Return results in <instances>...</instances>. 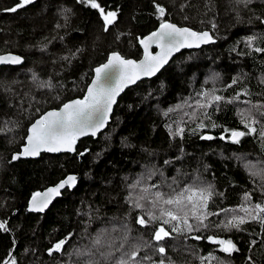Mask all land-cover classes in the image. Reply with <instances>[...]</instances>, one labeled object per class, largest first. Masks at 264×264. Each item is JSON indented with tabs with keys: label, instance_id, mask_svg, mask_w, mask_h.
<instances>
[{
	"label": "trees",
	"instance_id": "16d2710c",
	"mask_svg": "<svg viewBox=\"0 0 264 264\" xmlns=\"http://www.w3.org/2000/svg\"><path fill=\"white\" fill-rule=\"evenodd\" d=\"M19 2L0 0V53L22 56L19 65L0 66V128L7 125L13 129L0 133V221L8 222V231L0 230V264L5 260L10 264L13 258L16 264H84L88 257L70 254L91 248L92 239L102 229L119 243L125 225L131 229L125 251L150 240L158 225H138L136 217L141 213L132 210L126 200L128 185L140 177L145 185L170 183L173 178L179 187L195 182L211 185L217 193L209 205L213 212L236 208L245 192L252 194L253 203L264 202L261 179L250 176L246 167L264 169V140L251 134L233 143L227 138L230 132H224L225 128L247 131L237 114L238 109L248 107L243 101L264 103V53L251 51L244 44L246 37L255 35L258 40L254 46L264 47V40L259 39L264 37V0H251L247 6L237 0H156L165 8L163 19L208 29L216 41L181 50L155 76L126 88L105 129L94 138L79 139L73 153L44 152L37 158L13 161L12 153L19 150L27 126L37 116L80 97L93 67L109 52L139 57L138 37L160 23L153 0H98L106 11L119 9L108 31H104L99 11L78 0H34L16 12L5 11ZM72 53L76 55L71 62L61 59ZM33 72L41 81L51 79L55 87L38 88ZM233 78L239 82L226 87ZM212 88L226 98L243 89L251 95H241L232 104L209 107L207 118L201 110L195 120L189 119L185 115L192 111L189 107L164 115L169 108L185 100L191 104L197 93ZM201 120L206 127L197 128ZM176 122L185 129L182 136L169 135L166 125L175 130ZM222 134L225 139L220 138ZM209 135L213 139H201ZM165 161L171 163L166 165ZM154 169L161 170L163 176L147 179ZM67 173L78 175L74 187L63 189L44 212L26 210L33 192ZM161 190L169 189L165 186ZM225 216L209 217V222L219 223ZM113 227L121 231L113 233ZM195 235L202 239H192ZM208 235L232 239L239 251L230 256L220 252L207 241ZM65 237L68 240L62 252L49 255L47 250ZM164 244L166 257L173 264H200L199 257L209 253L224 264H264V231L255 222L244 225L243 231L210 227L187 238L173 234ZM144 255L153 261L161 259L151 248L141 249L139 256Z\"/></svg>",
	"mask_w": 264,
	"mask_h": 264
},
{
	"label": "snow or ice",
	"instance_id": "6c2138e0",
	"mask_svg": "<svg viewBox=\"0 0 264 264\" xmlns=\"http://www.w3.org/2000/svg\"><path fill=\"white\" fill-rule=\"evenodd\" d=\"M34 0H20L14 7L5 9L8 12H16L18 9L32 4ZM238 3H243L245 6L251 3V0H237ZM78 3L84 4L92 9H97L99 15L103 19L104 31L109 30V26L117 20V12L106 11L98 0H78ZM153 5L160 19L159 27L149 35L139 38V43L143 46V59L140 61L127 59L119 52H111L105 63L94 69L95 76L87 86V91L82 99L70 100L63 103L59 109L47 111L39 116L33 123L30 124L27 130V135L24 138L25 143L22 145L19 153L13 154L12 160L15 161L20 157H37L41 151L60 152L74 151V145L79 137L92 135L104 127L108 118V113L112 110V105L116 103V97L124 90L125 87L135 84L142 76H154L160 69L168 63L169 58L175 52H179L181 48L199 47L201 44L213 42V37L209 32H196L187 27H178L166 19L165 8L153 0ZM70 11V10H66ZM67 20L68 17L65 16ZM187 19V17H185ZM60 27V25H57ZM215 28V23L212 24ZM119 39V37H117ZM259 39L264 40V37ZM258 40L255 35H250L244 39L245 46L254 52L264 53V47L254 46ZM155 44L160 49L159 52L153 54L149 51L151 45ZM77 51H80L77 49ZM76 53L71 56H63L61 59L71 62ZM22 63V58L17 55H0V64L17 65ZM32 79L36 86L40 89H53L51 79L41 81L38 75L33 72ZM239 82V78H233L231 84L226 87L230 88ZM261 83H264L262 79ZM217 89L212 88L197 93V99L194 106L189 104L187 100L181 104H177L173 108H169L164 115L167 116L171 112L177 111L184 107L192 109L190 113H185L189 119L195 120L198 111H203L205 118L208 117L207 109L211 106L219 107L222 103L232 104L240 100L241 95L250 96L251 93L247 89L236 92L231 98H226L222 95H216ZM59 97H57L58 99ZM248 107L238 109L240 122L247 131L230 130L225 128L224 132H230L227 137L233 143H240L241 138L246 135L258 134L261 140H264V103L252 104L250 100L243 101ZM39 111V109H37ZM183 119V117L181 118ZM261 124L258 128L257 125ZM176 128L173 130L171 124L166 125L170 136H182L185 129L180 126V122H176ZM206 125L203 120L197 125V128H204ZM215 128L216 125L212 124ZM13 131L12 128H0V133H8ZM195 131V130H193ZM221 139L226 137L222 134ZM201 139H213L212 136H201ZM87 151V150H85ZM84 153H80L82 156ZM171 161H165L169 164ZM249 174L252 177H259L262 181L260 190L264 193V169L253 170L255 166H248ZM163 176V172L159 169H154L149 172L147 179H151L155 175ZM77 182V177L74 175L67 176L54 187H49L43 193H33L32 199L29 202V210L33 212H44L51 200L61 195V189L72 188ZM167 187V192L161 188ZM129 195L126 200L132 210H139L140 215L136 217V223L141 227L156 224L153 235L150 240L142 241L131 246V251H125L129 240L131 229L124 226V236L117 243L114 238H109L107 229L100 230L92 239V246L87 250H74L70 255L88 257L84 264H173L170 257H166V247L164 241L168 238H173V234L184 235L187 238L188 234L193 232L207 231L210 227H215L225 232L243 231V226L248 223H258L261 230L264 231V202H252V194L245 192L240 205L236 208H222L218 212H213L209 209L210 202L217 195L211 185L201 186L198 182L192 185H184L179 187L176 178L168 183L164 181L161 185L144 184V178H138L134 183L128 185ZM219 195H223L220 193ZM221 213L226 214L225 219L219 223L211 224L209 217L219 216ZM7 221H0V230L7 232ZM113 233L121 231L120 228L113 227ZM72 233L68 234L70 237ZM68 237L54 243L47 251L49 255L54 252H62L68 240ZM192 239L200 240V235L192 236ZM207 241L217 245L218 250L227 255L238 252L239 249L232 239L219 238L213 235L206 237ZM155 242V245L153 244ZM255 243V241H252ZM151 248L153 254H159L161 259L153 261L149 255L139 256L141 249ZM9 256L12 253L9 252ZM99 257V259H96ZM200 264H224V262L213 253L199 257ZM4 264H9L8 260ZM10 264H16L13 258Z\"/></svg>",
	"mask_w": 264,
	"mask_h": 264
},
{
	"label": "water",
	"instance_id": "95a60500",
	"mask_svg": "<svg viewBox=\"0 0 264 264\" xmlns=\"http://www.w3.org/2000/svg\"><path fill=\"white\" fill-rule=\"evenodd\" d=\"M167 21H169V20H167ZM169 22H171V23H173V24H176L175 22H172V21H169ZM262 23L264 24V20H262ZM159 24H160V23H158L157 26H156L155 28H153L152 30L148 31L147 33H145V34H144L142 37H140V38H143L144 36H147V35H149L151 32L155 31V30L159 27ZM176 25H177L178 27H187V28H190V29H192L193 31H196V32H204V31H207V32H209V34L213 37V42L216 41V37H215V36L210 32V30H208V29H200V30H198V29H194V28H192V27H190V26H187V25H178V24H176ZM213 42H210V43H213ZM210 43H207V44H210ZM138 44H139V47H140V50H141V53H140L139 57H137V58H133V57H125V56H123V55H122V56L125 57V58H127V59H132V60H136V61H140L141 59H143V55H144V52H143V46L139 43V40H138ZM207 44H201L199 47L181 48L180 51L183 50V49H197V48H200L201 46H203V45H207ZM149 51H151L153 54H155V53L159 52L160 49H159L158 47H156L155 44H153V45L150 46ZM180 51H179V52H180ZM111 52H118V51H111ZM111 52H109V53L107 54L106 59H105L103 62H101V63H99V64H97L96 66L93 67L92 76H91V78H90L88 84L86 85V87H85V89H84L82 95H81L80 97H74V98H71V99L65 101L64 103H66V102H68V101H70V100H75V99H78V98H79V99H82V98H83L84 94H85L86 91H87V86H88L89 84H91V82H92V80H93V78H94V76H95L94 69H95L96 67H98L99 65L105 63V62L107 61V59H108V55H109ZM179 52H175V53H173V55L169 58L168 62L173 58V56H175V55H176L177 53H179ZM9 54H11V55H17V56H20V57L22 58L21 55H19V54H17V53H14V52H2V53H0V55H9ZM20 64H21V63H20ZM1 65H12V64H0V66H1ZM17 65H19V64H17ZM165 65H166V64H165ZM165 65H164V66H165ZM13 66H15V65H13ZM164 66H163V67H164ZM163 67H162V68H163ZM162 68H161V69H162ZM161 69H160V70H161ZM157 73H158V72H157ZM157 73H156V74H157ZM156 74H155V75H156ZM155 75H154V76H155ZM151 77H153V76H150V77H149V76H142L138 81H140V80H142V79H146V78H151ZM138 81H137V82H138ZM132 85H134V84H132ZM132 85H129V86L125 87L124 90H125L126 88L132 86ZM124 90H123V91H124ZM123 91H122V92H123ZM122 92H120V94L116 97V101H117L118 97L122 94ZM62 104H63V103H62ZM62 104H61L59 107H57V108H49V109L43 111L40 115H42L43 113H45V112H47V111L53 110V109H59V108L62 106ZM115 104H116V103H115ZM115 104L112 105V110H111L110 113H108V118H107V121H106L105 124H104V127L101 128V129L97 132V134L100 133L102 130H104L105 127H106V125L109 123L110 118H111V114H112V112H113V108H114V105H115ZM40 115H39V116H40ZM39 116H37V117H36L31 123H33L36 119H38ZM31 123H30V124H31ZM30 124L27 126L26 134H25L24 138H25L26 135H27V130H28V127L30 126ZM97 134H96L95 136H92V135H90V134H89V135H86V136H91V137L94 138V137L97 136ZM83 137H85V136L79 137V138L77 139V141H76V143H75V145H74V148L76 147V144H77L78 140L81 139V138H83ZM24 143H25V139L23 140V143L20 145L19 150L13 152V153H12V156H13V154L19 153V152L21 151L22 145H23ZM74 151H75V150H74ZM74 151H60V152H47V151H41V153H44V152H45V153L59 154V153H65V152H67V153H73ZM37 157H38V156H37ZM37 157H20V158H37ZM69 175H74V176H76L77 179H78V175H77V174H75V173H67V174H65L63 177H61V178H59L57 181H55L54 183L48 184V185L42 187L41 189H39V190H37V191H35V192H33V193H37V192H39V193H43V192H45L49 187H54L55 185H57L60 181L64 180V179H65L67 176H69ZM73 187H74V186H73ZM61 191H63V189H61ZM33 193L29 196V198H28V200H27V205H26V210H27V211H30V210H29V202H30V200L32 199V195H33ZM57 197H58V196L54 197V198L51 200V202H52L55 198H57ZM51 202L49 203V205L51 204ZM49 205H48V206H49ZM46 209H47V208H46ZM46 209H45V210H46ZM30 212H33V211H30ZM40 213H41V212H40Z\"/></svg>",
	"mask_w": 264,
	"mask_h": 264
},
{
	"label": "rangeland",
	"instance_id": "374dc122",
	"mask_svg": "<svg viewBox=\"0 0 264 264\" xmlns=\"http://www.w3.org/2000/svg\"><path fill=\"white\" fill-rule=\"evenodd\" d=\"M196 99H197V98H196ZM196 99L194 98V99L191 100V102H192L191 104H193V106H194V103H195V100H196ZM261 165H262V164H261Z\"/></svg>",
	"mask_w": 264,
	"mask_h": 264
},
{
	"label": "bare ground",
	"instance_id": "6f19581e",
	"mask_svg": "<svg viewBox=\"0 0 264 264\" xmlns=\"http://www.w3.org/2000/svg\"><path fill=\"white\" fill-rule=\"evenodd\" d=\"M198 49V48H197ZM129 88V87H128Z\"/></svg>",
	"mask_w": 264,
	"mask_h": 264
}]
</instances>
